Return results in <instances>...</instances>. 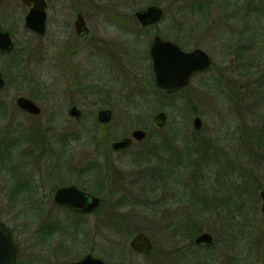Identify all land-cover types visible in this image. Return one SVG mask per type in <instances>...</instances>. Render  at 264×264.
<instances>
[{
    "label": "rangeland",
    "instance_id": "rangeland-1",
    "mask_svg": "<svg viewBox=\"0 0 264 264\" xmlns=\"http://www.w3.org/2000/svg\"><path fill=\"white\" fill-rule=\"evenodd\" d=\"M207 1L48 0V30L40 36L24 26L28 7L22 0H0V26L10 28L15 40L12 53H0V70L7 82L0 97L8 106L4 115L0 114V147H5L4 161L0 149V221L7 224L18 246L16 264H69L89 253L107 264H174L179 255L186 264L192 253L204 251L215 256L209 264H237L233 250L238 248L226 240L228 234L208 228L205 231L214 235L215 242L201 246L173 232L189 211L180 191L184 185L192 204L210 193L229 196L234 188L240 192L251 188L249 177L264 182V160L257 155H250L242 165L234 160L239 166L233 172L221 170L227 161L218 158L225 154L233 159L230 153L245 147L247 133L263 114L264 0H229L233 5L226 13L208 6L207 23L198 25L204 15L194 9ZM151 4L162 6L165 16L150 33L158 29L183 49L201 47L213 59L207 70L195 73L186 86L172 93L154 85L151 64L142 58L145 44L135 46L137 51L131 53L132 32L137 31H131L129 10ZM75 10L83 13L91 28L86 42L78 41L74 32ZM140 33L144 37L136 36V41L150 42L148 32ZM68 61L80 68L77 76L69 75ZM57 66V71L51 70ZM21 72L23 80L18 77ZM32 88L41 93L33 97L42 107L36 117L19 111L13 98L18 94L32 97ZM71 100L83 110L80 120L69 113ZM106 107L113 108V116L103 123L98 114ZM160 111L167 113L168 121L157 129L152 119ZM196 116L203 120L201 130L194 128ZM138 128L147 131L143 142L112 148L114 141L131 136ZM191 144L206 157L201 161L192 158L196 166L186 168L185 162H189L183 157L184 149H194ZM108 161L122 178L109 196L107 188L101 187L108 185ZM172 166L176 172L181 170L180 177L175 175L174 184L159 188L160 177L152 178V174L162 168L169 172L167 181L172 182ZM89 168H98L99 175L88 172ZM236 179L231 188L230 182ZM69 184L100 197L99 207L87 214L54 204L55 190ZM253 193L240 196L247 200L246 207L242 214H235L248 222L243 244L252 247L255 257L244 252L246 259L239 264H264L261 190ZM121 196L129 203L119 208ZM220 214L206 210L201 216L217 218ZM111 222L113 227H109ZM51 226L58 228L51 233ZM138 232L153 241L149 254L130 247ZM120 247L128 250L124 262L118 257Z\"/></svg>",
    "mask_w": 264,
    "mask_h": 264
},
{
    "label": "water",
    "instance_id": "water-1",
    "mask_svg": "<svg viewBox=\"0 0 264 264\" xmlns=\"http://www.w3.org/2000/svg\"><path fill=\"white\" fill-rule=\"evenodd\" d=\"M22 2L30 7L25 18V27L39 35L47 33L48 19V2L47 0H22ZM138 18L144 24H150L158 21L163 16V9L157 5H151L146 9L137 13ZM75 30L80 36H86L90 30L84 17L79 14L75 22ZM15 48V41L10 30L0 27V52L11 53ZM151 55L153 58V67L156 75L157 85L167 92H175L186 86L193 75L197 72L208 69L212 63V56L203 48L196 47L191 51L183 49L180 45L171 40L156 36L152 47ZM7 87L5 77L0 70V91ZM17 104L29 112L39 114L41 108L31 99L21 96L17 100ZM72 114L80 117L79 111L75 108ZM112 112L110 110L99 111L98 118L100 122L108 123L111 120ZM168 121L165 111H160L153 117V124L158 128H163ZM196 130H201L203 120L200 116H196L193 120ZM147 137V132L143 129H135L132 138L127 136L121 140L114 141L112 148L115 150L129 147L132 139L139 141ZM262 195V212L264 214V191ZM54 199L62 206H66L72 210L84 213H90L101 203V198L95 196L76 184H69L57 189ZM195 243L197 245H212L214 236L209 231H204L196 236ZM130 247L139 253L148 254L152 252L154 243L148 234L144 232L136 233L130 240ZM18 259V246L14 236L3 221H0V264H15ZM69 264H107L102 258L96 257L92 253L87 254L80 260L71 261Z\"/></svg>",
    "mask_w": 264,
    "mask_h": 264
},
{
    "label": "trees",
    "instance_id": "trees-1",
    "mask_svg": "<svg viewBox=\"0 0 264 264\" xmlns=\"http://www.w3.org/2000/svg\"><path fill=\"white\" fill-rule=\"evenodd\" d=\"M207 2H204V3L202 2V4L201 3L197 4L195 9H194L195 13H198V15H200V14L204 15L203 17L201 16V19L198 21V25H203V24L207 23V17H208L207 15H209V13H208L209 7L208 6L210 3V0ZM225 2H227V3L225 4ZM225 2L224 1L219 2V7L221 8V11H224V13L231 10L232 5H233L232 1L228 0ZM235 2H236L235 4H239V1H235ZM253 11H258V10L256 8L255 9L253 8ZM201 21H203V23H200ZM20 76L23 80L24 79V73L23 72L19 73L18 77H20ZM260 100L263 101V104L261 106L262 107L261 109H263L264 108V96H262V94L260 95ZM0 114H2L1 109H0ZM260 117H261L260 122L254 124L252 126V128H251L252 132H250V130H249V132L247 133L248 137H247V140L245 141V147H242L243 149L238 150L235 153L229 152L231 154V156L233 157V159L227 158L225 156V154H219L220 155V156H218L219 159H222V160L224 159V161L225 160L227 161L226 164H223V167L221 168V170H223V171L229 170V171L233 172L234 169H236L237 166H239L238 164L233 162L234 160L236 162L240 161V163H241L240 165H242V163L245 162V159L249 158V156L252 154L257 155V159L261 158L262 160H264V109H263V114L260 115ZM26 139H28V138H26ZM5 141L6 140L3 139L2 143H4ZM104 145H105L104 148L107 150V145L106 144H104ZM5 146L7 148H9L7 145H5ZM191 146H194V149H192L190 146H188L186 149H184L185 152H184L183 157H185V159H187L189 162V163L185 162L186 168L196 166V164H194V162L192 161V158H198L199 161H201L200 159L202 157H206L205 153H204V155H203V153L201 155V152L198 150V147L196 145L191 144ZM209 146L210 145H208V147ZM210 147L214 148L213 146H210ZM0 149L2 151V155H1L2 160L4 161L3 151H4L5 147H4V149L2 147H0ZM189 158H191L190 161H189ZM108 160H110V159H108ZM242 160H243V162H241ZM199 161H198V163H199ZM230 162H233V163H230ZM254 163H256V159H254ZM107 168H108V172H109L108 176H107L108 185L105 184L101 187H102V189L107 188L106 194H107V196H109L110 194H112V192L114 190L118 189L116 187H118L119 183H121L122 178L118 172V169L116 167H114L113 165H111L109 161H108ZM166 168H165V170H166ZM174 168H175V166H172L170 169V176L173 177L172 182L167 181L169 172L164 171L162 168L159 171V173L154 172L152 174V178H156L157 176L160 177L161 184H160L159 179H158V182L156 183L159 188H161V186H165V184H168L167 186L174 184L175 175L180 177V174H178V173L181 170H178L176 172V170H174ZM90 170L93 172V174H96L97 176L99 175V174H97L98 168H96V169L95 168H92V169L89 168L88 172ZM85 171H86V169H85ZM165 172H166V175L164 174ZM262 172L264 174V167L262 169ZM220 176L218 177L217 181H219ZM243 177H244L243 175H240V178H243ZM194 178L196 179V181L198 180L197 183H200L199 182L200 177L197 178V174L194 175ZM249 179H250V182L252 184L251 188L249 187L246 190H243L240 192L239 190H237L236 188L233 187V185L237 182V179H236L233 182H230V186H232L231 188H234L235 190L230 191L229 196H227L224 191H223L224 195H221V194L220 195L219 194L214 195V194L210 193V195L208 194L209 197L207 195H206V197H204V196L200 197L199 196L200 193H197L198 195L196 197L199 196L202 199V201L198 199V201H196L192 204L190 202H188L192 198L190 196H187V193H186L187 190L186 189L184 190V188H185V185H184L180 189V191H183V193H184V195L182 196V198L184 200L183 199L182 200L187 201V205L189 206L188 207L189 211L184 216V219L181 222H179L178 226L175 227L176 231H173V232H175L174 234L181 233L184 238H188L191 241V243H194L196 236L199 235L200 233L204 232L208 228L214 229L218 232H224V234L229 235L226 237V240L229 241L230 244L233 242L234 245H236L235 248L236 247L238 248V249L233 250V252L236 250L234 256H235L237 264H239L241 261H244L246 259V256L245 255L243 256L244 252H247V254L249 256H251V252H252L253 256H251V259H254L255 256L253 254L252 247L247 248L243 244L244 243L243 236L246 237V234H247V231L244 229V227H245L244 225L247 226L246 223H248V222L247 221L246 222L240 221V217H237V215L235 214V212H239L242 214V211L246 207V201L247 200L241 199V197H240L241 195H244V193H247L249 191L256 193L259 190H264V182L262 183L257 178H250L249 177ZM179 181L187 183L186 182L187 180L185 181V180L179 179ZM100 182H101V180H100ZM181 184H183V183H181ZM17 185H19V184H17ZM154 187H155V185H154ZM235 198H239V200H235ZM118 200H119V202H117V205L119 208L125 207V205L129 203L127 201V198L124 196H121ZM197 202H200V203L196 204ZM206 210L214 211L217 214L221 213L222 215L220 214L219 217H217V218L202 217L201 214H203ZM248 216H249V214H248ZM248 216H246V218ZM117 224L121 225L122 222L118 221ZM51 227H52V229H50L51 233L53 231H56L58 228V226H51ZM109 227H113L112 222L109 224ZM171 227L172 226H170V229H171ZM127 229L129 231V234L131 235V227L129 226V227H127ZM221 230H223V231H221ZM240 239L242 240L241 244L238 243ZM214 240H215V238H214ZM201 246H203V245H201ZM247 249L250 251V253H248V251H246ZM127 252H128V250L126 247H122L120 249V254L118 255V257L122 258L123 262L127 258V256H126ZM208 253H207V251H204L201 253H199V252L192 253V257L190 258V256L188 255L190 259L187 260L185 263L186 264H209L210 262H212V260H215V256H214V254H212V256H209ZM110 264H114V263H110ZM174 264H183V256L179 255L178 260H175ZM252 264H255V263L252 262Z\"/></svg>",
    "mask_w": 264,
    "mask_h": 264
},
{
    "label": "flooded vegetation",
    "instance_id": "flooded-vegetation-1",
    "mask_svg": "<svg viewBox=\"0 0 264 264\" xmlns=\"http://www.w3.org/2000/svg\"><path fill=\"white\" fill-rule=\"evenodd\" d=\"M220 1H228V0H210V3H209V7H211V6H214V7H217L219 10L221 9L220 7H219V2ZM47 2H48V0H47ZM227 2H225V4H226ZM24 4V3H23ZM25 5V4H24ZM151 5H157V6H160V5H158V4H151ZM151 5H148V6H146V7H143V8H140V9H132V10H129V13L131 14V25H130V27H131V31H137V33L136 32H132V34H133V36L134 37H132L133 39H132V42H131V53H133V52H135V51H137V50H134V48H135V46H137V47H140L139 45L141 44L142 46H143V44H145V46L144 47H146V53H145V55H142L143 57L142 58H144L145 60L146 59H148L149 60V62H150V73L152 72V74H153V76H154V85H156L158 88H159V86L157 85V83H156V75H155V71H154V67H153V58H152V55H151V47H152V44H153V41H154V39H155V37L156 36H161V37H163L164 39H167V40H171V41H173V42H175L173 39H168V38H166V37H164L162 34H160V32H159V30L158 29H156V31H154L153 33H150V30L152 29V28H155V27H157L158 28V26H159V24L163 21V18H164V16H165V10H164V8L162 7V6H160L162 9H163V16H162V18L161 19H159L158 21H156V22H153V23H150V24H144L139 18H138V16H137V13H138V11H140V10H143V9H146V8H148L149 6H151ZM26 6V5H25ZM28 7V6H27ZM48 7H49V2H48ZM29 8L30 7H28V11H29ZM76 11V10H75ZM99 11H107V12H110V10H106V9H101V10H99ZM111 11H113V9H111ZM221 11V10H220ZM47 12H48V9H47ZM77 13H76V19L74 20V24H73V29H74V32H75V34H76V36H77V38H78V41H79V39L81 40H85L84 42H86L87 40H86V38L87 37H90L91 36V34H92V31H91V28H90V26L88 25V23H87V20H86V18L84 17V15H83V13L82 12H80V11H76ZM28 13V12H27ZM27 13H26V15H27ZM79 14H81L83 17H84V19H85V21H86V23H87V26L89 27V30H90V32L86 35V36H80L79 34H77V32H76V30H75V22H76V20L78 19V16H79ZM108 14H112V15H116V14H113V13H108ZM25 18H26V16H25ZM48 19H49V14H48ZM48 19H47V23H48ZM214 25V24H213ZM24 26H25V23H24ZM1 28H3L2 26H0ZM48 28V27H47ZM3 29H8V30H10V31H12L10 28H3ZM48 30V29H47ZM29 31H31V30H29ZM142 31H146V33L150 36V42H148L147 40H138V41H136V36H138V37H144V35L143 34H141L140 32H142ZM32 32V31H31ZM36 34V33H35ZM38 35V34H37ZM40 36H44V35H40ZM147 43V45L148 44H150V45H146V43ZM79 43V42H78ZM176 44H178L177 42H175ZM79 45H81V44H79ZM179 45V44H178ZM78 46V45H77ZM182 47V46H181ZM88 53H91L90 51H88ZM138 53H140L139 51H138ZM92 54V53H91ZM141 54V53H140ZM66 64H67V68H68V70H69V75H71V74H73V76H77V72L76 71H79L80 70V68H77V66L78 65H73V63H71V62H65ZM105 65V67H107V64L105 63L104 64ZM54 68H55V66H54ZM112 68H113V66H112ZM57 69H58V66L56 67V69H53V68H51V70L53 71H57ZM133 70L131 69V76H133L134 74H133V72H132ZM144 74H146V72H144ZM140 78H142V77H140ZM161 91H165V90H163L162 88H159ZM7 90V87L6 88H4L3 90H1L0 91V93H3L4 91H6ZM32 91H30L31 92V94H29V95H31L32 97H27V96H25V95H22V94H18V96L15 98V97H13L14 98V100H15V102H16V106H17V108L19 109V111H22V112H24L25 114H27V115H29L30 117L31 116H34V117H36V116H39L41 113H42V107L38 104V100H36V99H34L35 97H37V95H39V94H41L40 93V90L39 89H37V88H32L31 89ZM166 92V91H165ZM131 93H132V86H131ZM134 93V92H133ZM133 93H132V97H133ZM36 95V96H35ZM21 96H24V97H26V98H29V99H31L32 101H34L40 108H41V112L39 113V114H35V113H32V112H29V111H27V110H24L23 108H21L18 104H17V100H18V98L19 97H21ZM129 100L130 101H133L132 100V98H131V95H130V93H129ZM34 97V98H33ZM72 102L68 105V107H69V113H70V115L72 116V117H74L76 120H80L81 119V117H82V114H83V110L75 103V101H73V100H71ZM129 101V102H130ZM7 101H5V99L4 98H2V97H0V109H1V111H2V114L4 115V113L7 111ZM76 109L77 111H79V113H80V117L79 118H77L76 117V115H74V114H72V110L73 109ZM101 110H110L111 112H112V116H113V108L112 107H106V108H103V109H101ZM101 110H99V111H101ZM141 129V128H140ZM135 130V129H134ZM133 130V131H134ZM133 131L131 132V138H132V133H133ZM126 137V136H125ZM144 140H142V141H139V140H136V139H132V144L129 146V147H132L133 145H134V143L135 142H143ZM113 144V143H112ZM62 186H66V185H62ZM62 186H59L58 188H60V187H62ZM57 188V189H58ZM57 189L55 190V192L57 191ZM84 190V189H83ZM86 191V190H85ZM262 191H264V190H261V193H262ZM55 192H54V195H55ZM87 192H89V191H87ZM89 193H91V192H89ZM261 193H260V196L262 197V195H261ZM91 194H93V193H91ZM54 195H53V202H54V204H56L57 206H59V207H63V208H67L68 210H70V211H73V212H75V213H79L78 211H75V210H72V209H70V208H68V207H66V206H62V205H60L59 203H57L56 201H55V199H54ZM94 195V194H93ZM96 196V195H95ZM262 201H263V199H262ZM40 203V202H39ZM97 209V208H96ZM95 209V210H96ZM94 210V211H95ZM94 211H92V212H90V213H93ZM88 214V213H87Z\"/></svg>",
    "mask_w": 264,
    "mask_h": 264
}]
</instances>
